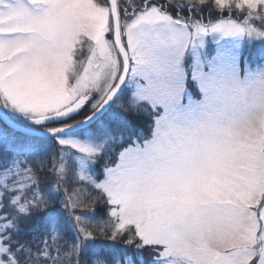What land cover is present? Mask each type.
<instances>
[{
	"label": "snow or ice",
	"instance_id": "obj_1",
	"mask_svg": "<svg viewBox=\"0 0 264 264\" xmlns=\"http://www.w3.org/2000/svg\"><path fill=\"white\" fill-rule=\"evenodd\" d=\"M0 264H264V0H0Z\"/></svg>",
	"mask_w": 264,
	"mask_h": 264
},
{
	"label": "rangeland",
	"instance_id": "obj_2",
	"mask_svg": "<svg viewBox=\"0 0 264 264\" xmlns=\"http://www.w3.org/2000/svg\"><path fill=\"white\" fill-rule=\"evenodd\" d=\"M225 15H227L225 13ZM208 40V44H207V48L209 50H212V54H214V49H215V44L211 41V37L207 38ZM257 44H259V41L256 42ZM253 66H255L253 64ZM79 119V117H77ZM140 128L144 129L145 133L147 132V124L149 123V121L145 118V117H140L139 120L135 121Z\"/></svg>",
	"mask_w": 264,
	"mask_h": 264
},
{
	"label": "trees",
	"instance_id": "obj_3",
	"mask_svg": "<svg viewBox=\"0 0 264 264\" xmlns=\"http://www.w3.org/2000/svg\"><path fill=\"white\" fill-rule=\"evenodd\" d=\"M146 133H147V132H146ZM97 211H98V212H102V209H98Z\"/></svg>",
	"mask_w": 264,
	"mask_h": 264
}]
</instances>
